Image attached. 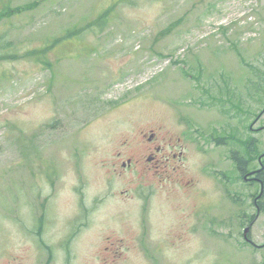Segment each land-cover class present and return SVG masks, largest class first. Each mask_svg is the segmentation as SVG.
I'll use <instances>...</instances> for the list:
<instances>
[{
  "label": "rangeland",
  "instance_id": "obj_1",
  "mask_svg": "<svg viewBox=\"0 0 264 264\" xmlns=\"http://www.w3.org/2000/svg\"><path fill=\"white\" fill-rule=\"evenodd\" d=\"M1 53L0 264H264V0H0Z\"/></svg>",
  "mask_w": 264,
  "mask_h": 264
},
{
  "label": "flooded vegetation",
  "instance_id": "obj_2",
  "mask_svg": "<svg viewBox=\"0 0 264 264\" xmlns=\"http://www.w3.org/2000/svg\"><path fill=\"white\" fill-rule=\"evenodd\" d=\"M154 128H148L141 132V141L137 144L140 151H134L127 159L114 163L122 172L126 170L139 173L142 177L150 173H156L162 169L164 173H174L183 170V159L185 158V147L180 136L174 137L168 133ZM123 145H129L127 142ZM121 157L122 152L117 154ZM181 184L183 181L178 180ZM182 187V185H181Z\"/></svg>",
  "mask_w": 264,
  "mask_h": 264
},
{
  "label": "trees",
  "instance_id": "obj_3",
  "mask_svg": "<svg viewBox=\"0 0 264 264\" xmlns=\"http://www.w3.org/2000/svg\"><path fill=\"white\" fill-rule=\"evenodd\" d=\"M105 17V16H104ZM104 17H102L101 19H100V23H102L103 21H102V19L104 18ZM49 47H46L45 48V50H37V52H35V50L33 51V50H31L30 51V55L32 54V55H37L39 58H40V60H42V62H45V63H47V64H49V65H51V63H49L48 61L46 62L45 61V58H46V55H45V51L48 49ZM41 54V55H40ZM8 56H10V57H8ZM13 56H15V55H10V54H0V60L3 58V59H5V58H13ZM233 158H234V160H236V162H237V167H238V169H239V171L241 172V173H243V175H246V172H247V170H246V167L244 166V163H245V161H244V159H242V158H238L237 157V154H234V156H233Z\"/></svg>",
  "mask_w": 264,
  "mask_h": 264
},
{
  "label": "water",
  "instance_id": "obj_4",
  "mask_svg": "<svg viewBox=\"0 0 264 264\" xmlns=\"http://www.w3.org/2000/svg\"><path fill=\"white\" fill-rule=\"evenodd\" d=\"M248 231H249V228L246 229V231H245V235H246V233H247Z\"/></svg>",
  "mask_w": 264,
  "mask_h": 264
}]
</instances>
